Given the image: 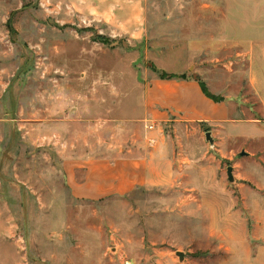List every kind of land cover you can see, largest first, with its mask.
I'll list each match as a JSON object with an SVG mask.
<instances>
[{
	"label": "rangeland",
	"instance_id": "374dc122",
	"mask_svg": "<svg viewBox=\"0 0 264 264\" xmlns=\"http://www.w3.org/2000/svg\"><path fill=\"white\" fill-rule=\"evenodd\" d=\"M182 77L233 121L164 113ZM104 178L127 191L80 194ZM260 253L264 0H0V264Z\"/></svg>",
	"mask_w": 264,
	"mask_h": 264
},
{
	"label": "crops",
	"instance_id": "0c3cea01",
	"mask_svg": "<svg viewBox=\"0 0 264 264\" xmlns=\"http://www.w3.org/2000/svg\"><path fill=\"white\" fill-rule=\"evenodd\" d=\"M159 84H163L164 88L159 89ZM155 85L156 92L153 94L156 98L155 101L165 108L164 113L166 114L217 124L233 121L229 103L215 102L207 97L201 89L200 83L195 79L157 80ZM89 186L90 188H88ZM117 191L121 193L127 191V188L123 187V179L104 178L95 184L84 185V191H81L80 194L95 198ZM253 264H264V255L262 256L260 253L253 260Z\"/></svg>",
	"mask_w": 264,
	"mask_h": 264
},
{
	"label": "water",
	"instance_id": "95a60500",
	"mask_svg": "<svg viewBox=\"0 0 264 264\" xmlns=\"http://www.w3.org/2000/svg\"><path fill=\"white\" fill-rule=\"evenodd\" d=\"M206 138L207 140L210 141L211 144H213L214 142V139L212 138V133L211 131H207L206 132ZM241 155H246V152H242ZM227 172H228V178L230 181H234V175H233V167L230 165L228 166V169H227ZM181 257V259L183 258V254L181 252L178 253Z\"/></svg>",
	"mask_w": 264,
	"mask_h": 264
},
{
	"label": "built area",
	"instance_id": "2783aa9c",
	"mask_svg": "<svg viewBox=\"0 0 264 264\" xmlns=\"http://www.w3.org/2000/svg\"><path fill=\"white\" fill-rule=\"evenodd\" d=\"M148 127L151 128V129H153L154 128V125L153 124H150Z\"/></svg>",
	"mask_w": 264,
	"mask_h": 264
},
{
	"label": "trees",
	"instance_id": "16d2710c",
	"mask_svg": "<svg viewBox=\"0 0 264 264\" xmlns=\"http://www.w3.org/2000/svg\"><path fill=\"white\" fill-rule=\"evenodd\" d=\"M182 78H186V77H182Z\"/></svg>",
	"mask_w": 264,
	"mask_h": 264
}]
</instances>
